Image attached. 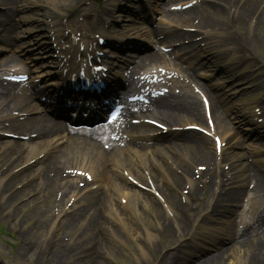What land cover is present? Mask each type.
<instances>
[{
	"label": "rangeland",
	"instance_id": "rangeland-1",
	"mask_svg": "<svg viewBox=\"0 0 264 264\" xmlns=\"http://www.w3.org/2000/svg\"><path fill=\"white\" fill-rule=\"evenodd\" d=\"M42 1L46 5V10L44 9L43 13L38 12V14L36 15V20L38 23H42L46 18V14H51L52 11L56 14L54 16L70 12L74 9L75 1L77 0ZM165 2V0L162 1V3ZM233 2V4L229 3L231 6L227 4L226 7L224 6V10H219V8H217L218 3L215 0H210L208 8H206V6L204 5L201 11H207L208 13H210V11H212V13L217 12L216 17L222 16L223 20L226 17L227 19H225V21L231 24V26H228L229 35L231 37L235 36L243 38V41H245L244 47L235 46L236 48L229 49L233 52L236 51L238 54L242 53L243 55H245V62L240 63L241 65L260 62V64L264 66V0H233ZM122 16H125V18L123 19L122 17H120L121 20H128L127 15ZM116 19L119 18L116 16ZM191 20H189L188 23ZM219 22L220 20L217 18L210 19V23L213 25H217ZM220 24H222V22ZM120 26L121 25H119V27ZM189 28H193V26L190 25ZM216 41L217 47H215L212 51H218L220 59L221 61H223L225 59H223L221 53L224 56H229V53L224 50V48L226 47H220L223 43H221L217 39ZM224 44L225 46H227V43L224 42ZM258 76L259 77H256L255 83L251 84V87H249V81L247 79L239 82L238 78H223V81L226 85L224 87H229L228 94L232 98L231 101L237 109L246 110L248 107H251L255 103H258L259 106L261 100L264 99V77H260L259 74ZM214 81L215 83H218V81ZM244 144L245 143H240L239 145L241 147H244ZM252 144L256 148L262 147V141L260 143H256V145L254 142ZM236 149L237 146L235 147V151ZM231 156L229 158H231ZM176 158L177 157H175V160ZM229 158L227 159V161H229ZM257 158L259 159V156ZM0 159L1 163L4 162L7 158ZM170 159L173 160L175 164H178L177 161L175 162L174 159ZM245 161L246 160L244 159L240 162L244 163ZM200 163V161L197 162V164ZM161 166H163V169L165 171L167 170V172L170 173V170L166 164L162 163ZM262 166L264 167V165ZM154 173L156 177L160 179L159 177H161V174L158 172V170H154ZM181 182L182 180L174 181L175 184H181ZM162 186L164 187L163 189H166L167 192L169 191L171 193V196L173 197L174 206H180V204H178L179 199H181L182 203H184V199H182L179 192L178 195L175 194V191H172V189L168 187L166 182H164ZM163 189L160 188L159 191L162 193ZM113 201L115 202L116 200ZM254 202L255 201L253 199H249L246 208L241 214V218H253L255 211L252 209V207ZM147 206L151 207L149 204ZM26 208V205L18 206L14 212L12 210L13 214H8V210H6L5 212L3 208H0V226H3L5 229L4 235L0 236V264H61L57 258H54V255L51 252V246L56 247L57 241H62L61 238H59L60 231L52 232L49 230V226H42L40 223L38 224L37 218H34L32 215H30L31 211H26ZM138 208L139 218L142 221H140V219H137L136 222L133 221L130 223V225L136 228V225L139 226L140 223L141 225L147 227L149 229V232L153 234V236L147 239V237L145 238V235H143L142 233L136 234L131 228V226H129L128 229L115 227V232L113 230V224L106 219V224L104 226L105 234L100 236L101 244H95L96 246L100 247L101 252L104 253L100 254V256L105 257L103 263L101 264H161L164 261H170V259L173 260L175 258V255L177 253V248L175 249L177 241L174 240L176 237L177 239L180 237V231L177 230L178 227L186 229V236H189V238L184 239V242L189 243L187 244L189 246H194V243L200 244V242H202L201 239H203L202 233L209 234L210 226L198 224L197 222V218L200 216V214H204L205 209L203 210L202 208H200L198 210H195L193 208L189 209L186 207L180 209L176 216L177 228L172 224V228L174 230L173 236L168 238L166 235H162V231L160 233L159 227L160 222L163 220V217H165V215H169L167 213H163L165 215H161L160 213L155 214V212L153 213V211H148L140 205L138 206ZM119 211L121 210L119 209ZM3 213L5 214V216H3ZM117 213L123 217V213ZM197 214L199 216H197ZM14 217H17V219L14 220ZM172 221L174 223L173 219ZM211 221L207 222L206 224H210ZM221 226L223 225L215 224L214 231L220 228ZM226 228L227 227L224 226L222 228V231H224ZM192 230L195 231L194 234L190 233V231ZM213 236L214 235H212V238H214ZM50 240L52 244L49 243ZM44 241L46 242V253L41 248V246H35V243H39L40 245H42ZM47 243L51 246L48 247ZM200 245L203 248H206L209 247L210 244L204 243L203 245ZM234 251L237 250L235 249ZM240 251H242V249H240ZM142 253L143 257L139 259V256H141ZM170 253H172V255L174 254V258L169 255ZM231 254H235V252H233L232 250L226 253L227 256L221 264H231ZM71 261L72 264H74V260L71 259ZM66 263L70 264L69 261H66ZM247 263V261L239 262V264Z\"/></svg>",
	"mask_w": 264,
	"mask_h": 264
},
{
	"label": "bare ground",
	"instance_id": "bare-ground-1",
	"mask_svg": "<svg viewBox=\"0 0 264 264\" xmlns=\"http://www.w3.org/2000/svg\"><path fill=\"white\" fill-rule=\"evenodd\" d=\"M220 2H225V0H220ZM221 5V4H219ZM196 12L194 11H189V12H185L183 14H179V15H173V14H167L166 16H164L165 18H171L173 21L175 22H182L184 20H187L190 15L195 14ZM264 13V12H263ZM262 13V14H263ZM221 18V17H220ZM202 21H207L209 22L208 19L204 18L202 19ZM203 24H205L204 22H202ZM210 28V24L203 26V28ZM124 29H129V27H125ZM147 35H153L154 32L146 30ZM227 34L225 33V36ZM149 37V36H148ZM231 39H234L231 37ZM237 39H234L232 41L233 44L238 45L239 43L237 41H235ZM240 43L245 46V41L240 40ZM194 45L196 46V43H194ZM160 54V53H159ZM158 53H155L153 56H150L147 59V63H151L155 60H160L162 59V57L159 55ZM137 67H142L144 66V63H139L136 65ZM15 93V92H13ZM15 96L14 94L11 96L13 97ZM12 98H3L0 97V114L4 113L5 111L8 110L9 108L14 107L15 105H17L18 107H24L23 106V97H16L14 98V101L11 102ZM188 110H195V104L194 103H190L188 104ZM222 108H217L216 103L213 101V103L211 104V113L212 118H213V123L216 125L217 129L221 131V135L222 138L225 137V133L222 132V129L219 128V126L222 124V119L217 115L219 113V111ZM187 109L184 108V106H179V105H168L165 107L164 111L169 114V115H173L175 112H179V111H186ZM193 113V112H192ZM4 116H7L6 114H4ZM194 118L190 117V116H182L179 118V120H185V121H189V118L192 119H196L201 121L202 119H200V115L199 114H195L193 115ZM32 124H28V123H18V122H11L10 123V127L12 129H14L15 131L19 132L18 135H27L29 132H25V128L28 129H33L34 133H36L35 131H40L38 134L42 135L43 133H50L49 131H45V129H49L48 124H46L43 120L38 119L35 121H31ZM188 125L190 124H195V123H187ZM134 127L133 125H128L126 127V129L122 132V134H126L128 131L130 132H135L134 130H131V128ZM23 132V133H22ZM194 133V132H192ZM60 135L61 134H55L54 135V140L50 141L49 143H45L46 144V160L43 161L41 163V165L39 167L36 168V176L34 178H36V180L32 181L30 184H28L24 189L18 191L16 190L15 193H17L20 196H26L29 194H33L34 192L36 193L35 196L32 197L30 203H33V207H32V212L34 211L35 213H32L33 216H37V222L38 224H42L43 225V217L46 216V212L48 211L47 209L49 208V205L53 204V201L57 203V205L60 202H64L65 199H67L68 197H74L75 199L80 195V193L82 192L81 189H79L77 187L78 181L75 180L76 178H78L77 175H68L69 178L73 177V179L71 180H66L65 175H62L65 164H67L70 161H74L72 159H75V163L77 165V163H79L81 166H85L88 169L89 168H93L94 166L98 165V170H99V174L98 176H106V171H111L114 170L116 168V164L113 162V158H112V154L110 155V153H108L107 151H104V148L102 147V143L93 140L91 136H89L88 138H85L82 143L81 142H74V139H69L68 141H63L60 140ZM78 140V139H75ZM224 140V138H223ZM62 148L57 151L55 155V157H53L52 159H49L48 155L52 154L49 153V150H54L56 149L60 144H63ZM184 143H176V142H170L168 145L169 146L168 150L165 148L164 149V154L167 155L169 158L171 157L172 159L175 160V156L176 154H185V158L189 159L190 161H192V159H196L197 156H201L203 157L204 160L209 159L210 158V154L204 151L202 145L200 144H194L193 141H189V140H183ZM118 143H116V146H118ZM41 144H43V142H35V143H29V144H23L21 142H13L12 143V149L6 151V153L0 155V158L4 159L7 158V153H8V159L11 161H8V171L7 172H3L4 174L9 173L12 168L16 167L17 164H19L23 159H29L31 157H34L36 151H34L35 148H38ZM227 144V143H226ZM127 147H131L132 149H136L134 146L132 145H127ZM33 148V149H32ZM153 148H158V147H153ZM31 149V150H30ZM137 149H140L139 147H137ZM115 151H122L121 148H115ZM160 151L163 150L160 149ZM138 153H140L138 151ZM175 156V157H173ZM29 157V158H26ZM140 157V156H138ZM182 157V159L184 158ZM178 158V157H177ZM175 160V162L177 161L178 165H179V169L184 170L185 168H187V163L183 160V162L179 159ZM70 159V161H68ZM89 161L87 163H85V161ZM153 160V159H152ZM154 162L156 161L155 159L153 160ZM36 162H40V160L36 161ZM109 165H112L111 168H109ZM29 168V167H28ZM28 168H24L21 171H26L28 170ZM67 168V167H65ZM144 169H146V165H144L143 167ZM147 168L146 172H147V178H148V182L150 180V178L152 177V182H153V186L156 187H160V188H164L163 185V181L159 180L156 175L154 174V171L151 167V163L147 164ZM86 169L85 172L88 170ZM230 173H232L231 171H229L227 174H225L223 172V174H218L216 175V177L213 178L212 174H208V172L205 173V176L207 175V183L211 184L214 180H216L217 178H220L221 176L224 175V178L229 182H231V177H229ZM168 174V173H167ZM32 175V174H31ZM30 175V176H31ZM170 177L174 176V173H169ZM258 175L255 174H251L248 175V177L246 178H241L239 177V182L237 183L239 188L242 187H248L249 186V182L252 181V179L255 180V190L259 191L264 189V178L261 177H256ZM33 178V179H34ZM116 176L113 173H110L109 176L104 180H102V182L105 184V191H95L94 194H90V195H86L84 198L81 199V202L83 204V206L77 211L72 212L69 216V220H67V225L65 223H61L62 225H65L68 228L74 227L76 224L80 223L81 225L84 226V234H90V237L92 238V240H94L97 244H101V239H100V235L104 234V225L106 224V222L104 221V217L107 214L106 210L108 211V207L105 206L107 204L106 200H105V195L102 194H106L109 191H112L113 193H120L122 194V198H127L126 203L128 204H139L141 203L144 205H148L150 204L151 207H153L154 209H156V205L154 203L153 200L149 199L148 197H145V195H137L135 193H131V191H129L128 188H126V184L118 182H115ZM175 179L177 180V177H175ZM174 180V178H173ZM172 180V182H174ZM12 181V179L8 182L10 183ZM147 181V180H146ZM82 182V181H80ZM230 186L232 188H236L235 184H233L231 182ZM229 188L227 193L223 195V197L225 199L230 198L229 203L231 205L235 204L237 202V199L239 200L240 196L239 194H237V191ZM166 192H165V191ZM162 193L168 198V199H172L173 197L171 196V193L166 189H163ZM150 192L147 193V195H149ZM55 195L60 196V200H56L55 199ZM110 195V194H109ZM172 197V198H171ZM80 198V197H79ZM108 200H112L111 197H108ZM36 200L38 201V203L35 204ZM69 202V201H67ZM29 203V202H28ZM29 203V204H30ZM45 205V207H43ZM29 207V205H28ZM125 208H127L128 206H124ZM228 206H222L219 205V208H214L211 207V215H223V214H232L233 210L230 209H226ZM42 208V209H41ZM172 210V208H170ZM43 211L42 214H40V211ZM113 211V210H112ZM130 211V208H129ZM115 213L117 211H114ZM44 215V216H43ZM223 218V217H221ZM215 221H218L217 219ZM133 231H137L135 228H132ZM104 237V236H103ZM256 238H260L258 240V242L256 243H252V247H257L259 246V253L264 256V234L256 237ZM85 242V240L83 241ZM208 242V241H205ZM220 242V241H219ZM90 244L92 246L91 242H87L86 244ZM221 243H223V241H221ZM217 243L214 242L212 240L211 242V247L213 253H211V257L200 261L201 260V256H193L191 258L192 263L196 262L195 259H197L199 262L198 264H221L223 263L225 257H226V252L222 249L217 247ZM257 245V246H256ZM94 249L96 250V245L94 246ZM210 250V249H209ZM230 251V250H229ZM234 259V258H232ZM176 261L173 263L175 264ZM182 264V263H181ZM195 264V263H193Z\"/></svg>",
	"mask_w": 264,
	"mask_h": 264
}]
</instances>
